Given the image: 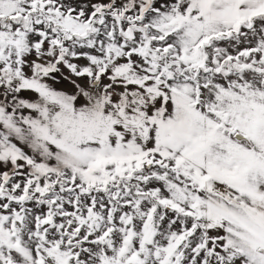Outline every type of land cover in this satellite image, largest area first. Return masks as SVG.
<instances>
[{"label":"snow or ice","instance_id":"6c2138e0","mask_svg":"<svg viewBox=\"0 0 264 264\" xmlns=\"http://www.w3.org/2000/svg\"><path fill=\"white\" fill-rule=\"evenodd\" d=\"M0 264H264V0H0Z\"/></svg>","mask_w":264,"mask_h":264}]
</instances>
